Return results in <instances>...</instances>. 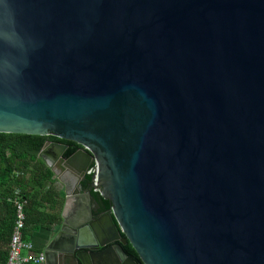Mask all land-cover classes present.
<instances>
[{"label":"water","instance_id":"95a60500","mask_svg":"<svg viewBox=\"0 0 264 264\" xmlns=\"http://www.w3.org/2000/svg\"><path fill=\"white\" fill-rule=\"evenodd\" d=\"M0 133L80 145L41 264H264V0H0Z\"/></svg>","mask_w":264,"mask_h":264},{"label":"trees","instance_id":"16d2710c","mask_svg":"<svg viewBox=\"0 0 264 264\" xmlns=\"http://www.w3.org/2000/svg\"><path fill=\"white\" fill-rule=\"evenodd\" d=\"M46 141L61 143L67 146L64 156H70L80 145L74 141L60 139L53 135H33L19 133H0V205L5 207L11 217V227L15 218L14 206L11 201L14 193L11 192L13 185L20 187L21 194L26 199L25 224L28 221L27 204H30V196L26 189L30 186L44 188L52 182V172L46 168L44 162L38 157V152ZM28 174V178L26 176ZM91 175H87L84 187L90 189V192L96 200L100 202V208L108 211L111 207V201L103 198L98 191H94L88 185ZM50 191H47L49 195ZM25 229V227H24ZM23 230V235H24ZM126 252L139 260L133 247L127 243L124 246ZM6 257L3 263L6 264Z\"/></svg>","mask_w":264,"mask_h":264},{"label":"crops","instance_id":"0c3cea01","mask_svg":"<svg viewBox=\"0 0 264 264\" xmlns=\"http://www.w3.org/2000/svg\"><path fill=\"white\" fill-rule=\"evenodd\" d=\"M44 162L46 168L50 169L47 161L56 162V152L52 148H48L44 153ZM53 175V172H52ZM28 178V174H26ZM52 182L44 188L36 186L28 187L26 192L30 196V204H27L28 221L25 224L24 238L31 241L36 252H43L46 245L52 239L54 234L58 232L60 216L72 217L82 210L84 200H78L74 197L65 199L63 187L59 181L52 179ZM50 191L47 195V191ZM1 191V189H0ZM11 192L21 193L20 187L13 185ZM98 205L100 202L97 200ZM93 200L91 204L93 206ZM101 205V204H100ZM102 210V208H100ZM14 225V222H13ZM12 225V229H13ZM11 217L5 207L0 205V264H4L3 260L7 259L8 247L10 241ZM12 233V230H11ZM32 264V263H26Z\"/></svg>","mask_w":264,"mask_h":264},{"label":"built area","instance_id":"2783aa9c","mask_svg":"<svg viewBox=\"0 0 264 264\" xmlns=\"http://www.w3.org/2000/svg\"><path fill=\"white\" fill-rule=\"evenodd\" d=\"M99 163L97 159H93L91 166L87 170V175H93L92 183L94 185V191L100 192L98 187L100 175H99ZM11 201L14 206L15 218L14 225L9 241L8 256L6 264H41L44 262L43 252H36L31 241L24 238L23 230L25 227V211L26 199L19 192H16Z\"/></svg>","mask_w":264,"mask_h":264},{"label":"flooded vegetation","instance_id":"af4514ba","mask_svg":"<svg viewBox=\"0 0 264 264\" xmlns=\"http://www.w3.org/2000/svg\"><path fill=\"white\" fill-rule=\"evenodd\" d=\"M85 184V183H84ZM84 188H86V187H84ZM87 189V188H86Z\"/></svg>","mask_w":264,"mask_h":264}]
</instances>
